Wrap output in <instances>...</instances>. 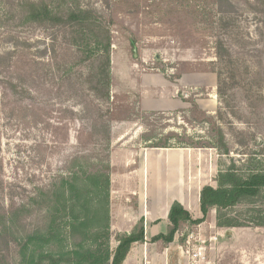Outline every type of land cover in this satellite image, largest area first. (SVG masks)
<instances>
[{
  "label": "rangeland",
  "instance_id": "374dc122",
  "mask_svg": "<svg viewBox=\"0 0 264 264\" xmlns=\"http://www.w3.org/2000/svg\"><path fill=\"white\" fill-rule=\"evenodd\" d=\"M20 1L0 0V213L10 211L11 219L10 231L2 238H8L9 244L0 245V264L24 263L20 243L44 233L61 176L71 179L79 169L88 174V163L102 159L99 145L105 143L101 135L86 134L89 122L81 118L80 103L87 102L81 87L90 72L89 64L81 62L85 54L65 40L61 29L22 23ZM43 1L93 9L111 23V101L102 106L108 115L103 127L98 123L100 131L110 121V182L113 170L119 174L125 167H137L138 148L167 137L173 146L188 136L207 139L209 124L190 115L189 101L199 108L216 109L214 114L204 111L215 117L223 106L215 79L206 75L217 63L218 41L225 46L223 78L234 88L225 96L230 107L223 106V118L216 122L233 147L231 157L240 164L249 157L264 162V0ZM183 74H187L186 87L179 83ZM157 98L159 107L171 99L184 104L174 111L141 109L143 101ZM170 149H183L189 158L177 170L169 199L185 197L182 203L194 220L202 219L197 208L200 192L206 185L216 186L218 172L228 167L230 159L211 149ZM113 150L117 153L112 156ZM110 185L108 216L114 250L115 236L130 232L137 222L138 190L137 181L127 187ZM157 193L155 205L163 208L164 215L168 193L164 188ZM245 212V207L234 210ZM215 218L212 210L203 223L183 225L175 245L182 247L186 234L199 232L198 228L207 239L214 236ZM67 221L59 222V234L50 244L32 245L30 255L79 249L75 246L82 239L68 238ZM210 247L211 259L219 264L214 244Z\"/></svg>",
  "mask_w": 264,
  "mask_h": 264
},
{
  "label": "trees",
  "instance_id": "16d2710c",
  "mask_svg": "<svg viewBox=\"0 0 264 264\" xmlns=\"http://www.w3.org/2000/svg\"><path fill=\"white\" fill-rule=\"evenodd\" d=\"M19 17L22 23L39 26H49L61 29L65 33V40L82 54L90 69L88 78L81 89L86 90L83 104L82 120L87 121L86 134L101 135L104 142L99 145L98 155L102 159L95 158V163L89 162L90 171L79 169L77 175L71 179L61 176L58 190L54 200L48 207V223L44 233H34L20 243L23 252V264H123L127 256L137 244H143L148 238L145 221L141 219L130 231L115 236L117 246L111 250L110 242L112 233L109 226V195H110V130L109 123L103 127L102 122L108 115L102 112V106L111 101V52L112 33L111 23L105 20L93 9L72 8L68 6H56L43 0H21ZM68 38V40H67ZM219 55L217 63H214L212 73L217 76V95L221 106L229 108L230 103L225 96L228 90L234 88L232 83L227 85L224 80V72L221 65L226 64L222 56L225 50L224 43L216 44ZM224 67V65H223ZM10 86L15 88L13 83ZM88 95L86 96V94ZM4 94V93H3ZM190 115L200 120V123L209 124L207 139L188 136L184 141H179L177 146L169 143V137L152 143V148H189L194 150L211 149L220 155L228 157L230 164L217 174L216 186L206 185L199 195L200 212L202 219L194 220L191 212L182 204L175 202L169 212L165 231L150 238L153 243L162 242L166 247L172 244L180 234L183 225H199L205 221L210 211H216L217 229H264V162L257 158L249 157L240 164L231 157L233 147L229 144L224 129L216 120H222V106L216 117L208 115L201 110L195 101H189ZM161 115V114H153ZM100 126L98 127V123ZM174 135L173 133H169ZM150 141V140H149ZM88 166V167H89ZM87 174V176L82 175ZM81 175V176H80ZM87 180L90 183H85ZM75 202V204L73 203ZM73 203V204H72ZM72 204V205H71ZM100 205V207H96ZM94 208L91 210L90 208ZM239 207H245L246 212L234 213ZM103 211L100 216L99 211ZM248 214V215H247ZM90 217L93 218L92 222ZM68 219V238L81 237L82 241L76 243V250L67 254L51 255L41 253L36 258L32 257L29 248L36 243L50 244L59 234V222ZM91 221V222H90ZM10 211L1 210L0 213V245L3 235L7 237L10 231ZM160 222H157L159 224ZM87 245V247H84Z\"/></svg>",
  "mask_w": 264,
  "mask_h": 264
},
{
  "label": "crops",
  "instance_id": "0c3cea01",
  "mask_svg": "<svg viewBox=\"0 0 264 264\" xmlns=\"http://www.w3.org/2000/svg\"><path fill=\"white\" fill-rule=\"evenodd\" d=\"M196 75L199 77L201 74ZM206 75L209 76V78H214L217 84V77L215 74L211 73ZM185 78L187 79V74H183L179 79L180 85L184 87L187 85ZM161 89L163 91L167 88ZM162 91L158 90V92L161 93ZM159 102H161V99L158 100V98L153 101H143V103L140 104L142 107L141 109L154 112L174 111L182 108L184 104L183 101L179 103L171 99L167 101L164 100V107H159ZM210 105L213 106L212 103ZM200 108L211 114H214L216 110H214V108L207 110L205 105ZM114 153H117V150L112 151V156ZM136 154L137 167L132 168L133 170H130V167H125L119 174H115V170H113L111 176V184L113 186L117 184L118 186L127 187L128 184L137 181L138 192L137 194L135 193V198H137L138 218L130 231L141 219L145 221L148 231L146 242L144 244L135 245L123 264H182V255L178 246L175 245L176 240L173 244L165 247L162 242L153 243L149 238L165 231L164 229L166 228L172 205L175 202L183 205L182 200L185 201V197H181V199H169V197L172 195L170 190L176 186L178 178L177 170L180 164L184 163L187 158H189V155L185 154L183 149H159L152 148L151 146L138 148ZM163 188L165 189V193H168L165 195L168 196V202L163 210L164 215H162L163 208H161V206L157 207L153 198V196L158 195L157 192ZM152 191L156 193L153 194ZM152 201H154V204ZM198 206L199 201L197 208H199L198 211L201 213L200 207ZM153 217L154 219H152ZM194 218L195 217H193V219ZM157 222L160 223L157 224ZM228 231H231L232 234L228 235ZM214 235L219 236V242H217L218 244L214 243L213 249L215 251L214 256L217 258L219 264H264V229H217ZM148 241H150L149 245L147 243Z\"/></svg>",
  "mask_w": 264,
  "mask_h": 264
},
{
  "label": "built area",
  "instance_id": "2783aa9c",
  "mask_svg": "<svg viewBox=\"0 0 264 264\" xmlns=\"http://www.w3.org/2000/svg\"><path fill=\"white\" fill-rule=\"evenodd\" d=\"M191 231L186 234L184 245L179 247L182 255V264H216L211 259V244L219 241V236L214 235L207 239L206 233ZM209 242V245H208Z\"/></svg>",
  "mask_w": 264,
  "mask_h": 264
},
{
  "label": "water",
  "instance_id": "95a60500",
  "mask_svg": "<svg viewBox=\"0 0 264 264\" xmlns=\"http://www.w3.org/2000/svg\"><path fill=\"white\" fill-rule=\"evenodd\" d=\"M227 234H228V235H231L232 233H231V231H228Z\"/></svg>",
  "mask_w": 264,
  "mask_h": 264
},
{
  "label": "bare ground",
  "instance_id": "6f19581e",
  "mask_svg": "<svg viewBox=\"0 0 264 264\" xmlns=\"http://www.w3.org/2000/svg\"><path fill=\"white\" fill-rule=\"evenodd\" d=\"M173 164V163H172Z\"/></svg>",
  "mask_w": 264,
  "mask_h": 264
}]
</instances>
